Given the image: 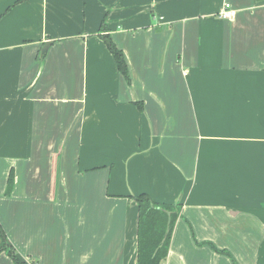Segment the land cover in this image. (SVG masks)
<instances>
[{"label": "crops", "instance_id": "crops-1", "mask_svg": "<svg viewBox=\"0 0 264 264\" xmlns=\"http://www.w3.org/2000/svg\"><path fill=\"white\" fill-rule=\"evenodd\" d=\"M140 194L180 205L161 264H264V0H0L14 255L137 264Z\"/></svg>", "mask_w": 264, "mask_h": 264}, {"label": "trees", "instance_id": "trees-1", "mask_svg": "<svg viewBox=\"0 0 264 264\" xmlns=\"http://www.w3.org/2000/svg\"><path fill=\"white\" fill-rule=\"evenodd\" d=\"M103 39L119 71L127 79V67L123 53L109 36H103ZM134 200L138 206L137 264H161L167 255L172 227L179 214L180 205L157 204L146 194H140L134 197ZM166 212L170 213L169 231L162 242L167 227ZM0 237L3 242L0 252L5 250L15 264H24L14 255L1 227ZM211 247L216 250L214 246Z\"/></svg>", "mask_w": 264, "mask_h": 264}, {"label": "built area", "instance_id": "built-area-1", "mask_svg": "<svg viewBox=\"0 0 264 264\" xmlns=\"http://www.w3.org/2000/svg\"><path fill=\"white\" fill-rule=\"evenodd\" d=\"M221 19H231L233 16V11L231 10V6L229 3H225L218 14Z\"/></svg>", "mask_w": 264, "mask_h": 264}, {"label": "water", "instance_id": "water-1", "mask_svg": "<svg viewBox=\"0 0 264 264\" xmlns=\"http://www.w3.org/2000/svg\"><path fill=\"white\" fill-rule=\"evenodd\" d=\"M47 47H48V43H45V45L43 46V48L41 50L40 55H43L46 52ZM166 214H167V217H168L167 218V227H166V231H165V234H164L162 242L164 241V239H165V237H166V235H167V233L169 231L170 213L166 212Z\"/></svg>", "mask_w": 264, "mask_h": 264}]
</instances>
